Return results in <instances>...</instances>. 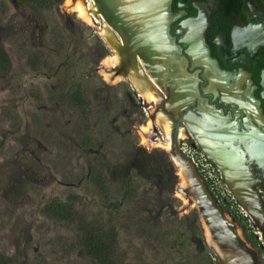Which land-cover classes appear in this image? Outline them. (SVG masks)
<instances>
[{"label":"rangeland","instance_id":"rangeland-1","mask_svg":"<svg viewBox=\"0 0 264 264\" xmlns=\"http://www.w3.org/2000/svg\"><path fill=\"white\" fill-rule=\"evenodd\" d=\"M64 2L0 0V43L12 66L0 76V259L99 264L81 245L93 229L109 236L115 264H222L205 216L189 195L186 204L178 196L170 150L143 143L140 128L150 123L152 134V114L166 116L124 74L104 80V59L117 57L105 19L92 10L88 25ZM182 143L224 218L259 253L251 219L224 179L195 140ZM60 207L70 211L65 219L55 215Z\"/></svg>","mask_w":264,"mask_h":264},{"label":"flooded vegetation","instance_id":"flooded-vegetation-1","mask_svg":"<svg viewBox=\"0 0 264 264\" xmlns=\"http://www.w3.org/2000/svg\"><path fill=\"white\" fill-rule=\"evenodd\" d=\"M157 1L161 4L156 3V6ZM92 2L94 13L98 18L105 19L106 28L111 32L115 30L110 24L118 30L124 29L120 19L112 18L114 10L122 7L126 16L134 20H137V16L141 17L139 15L142 12L150 11L144 17L147 39L151 41L146 48H163L170 52L167 58H176L177 62H182L184 68L181 64L183 71H178L175 75L176 64L172 68L170 66L171 69L168 64L167 72L174 75L175 81L179 80L178 85L182 87L183 81L192 83L191 93L186 95L188 100L183 107L181 104H173L175 90L172 86L156 91L161 98L158 102L162 100L156 110L162 112L171 124L169 142L172 140L174 123L181 115L178 131L180 145L183 140H195L203 150L205 146L213 148L224 140V145L232 142L237 148L232 151L235 161L228 171L231 172L229 175L233 179V185L229 184L225 170L212 160L213 157H209L204 150L203 152L236 197L244 215L251 219V228L257 235L255 239L259 241L261 251H248V245L242 243L237 230L232 227L233 223L224 218L222 209L215 201L216 209L226 226L217 218L213 219L212 239L225 250L227 264L264 263L258 258L260 255L264 260V0ZM88 3L85 0L86 6ZM133 6L142 12L137 15ZM92 17L95 18L93 15ZM192 33L196 35L193 36ZM181 57L184 59L180 60ZM163 81V84H172L169 76L163 78ZM175 88L180 93L179 86L175 85ZM236 98H239L241 108L233 103ZM204 106L214 112L220 122L206 121L201 112ZM234 108L236 110L232 112ZM238 110L241 114L236 113ZM154 113L151 120L154 119L156 125ZM221 129L224 133L220 132ZM182 130L184 138L180 136ZM214 130L219 133H214ZM151 135L152 138L154 133Z\"/></svg>","mask_w":264,"mask_h":264},{"label":"water","instance_id":"water-1","mask_svg":"<svg viewBox=\"0 0 264 264\" xmlns=\"http://www.w3.org/2000/svg\"><path fill=\"white\" fill-rule=\"evenodd\" d=\"M133 8L135 11L137 10V9H135L134 6H133ZM148 12H150V11L142 12V14L139 15L141 17L137 16V20L131 19L129 16H126L122 7H120V9H118V10H114V14L112 13V18H114V20H116V18H117V20L120 19L121 22L123 23L122 25L124 27L123 30H118L115 26L110 24V26H112V28L115 31L111 32L108 29L106 30L107 34L109 35L108 40L115 47L114 50L118 56V64H116L115 68L111 69V72H113L112 75L117 76V75L124 74L126 81L129 82L132 90L136 94H138V92H137V90L134 86V83H133V74L132 73H135V75L139 77V80L141 82H144V83L150 85L151 89L153 88L155 93H156V91H158V88L162 89V88H165L167 86H172L174 88L173 90H175V92H177L175 85L178 82L175 81L176 79H174V77H173L174 75L169 74L167 72V66H168V64H170L169 67L171 66V68H172L175 66L174 64H176V66L174 68V70L176 69L174 71V74L177 75L179 73L178 71H180V72L183 71V70H181V67L183 66V64L180 61L177 62L176 58H174V60L171 59V57H169V56L167 58V55L170 54V52H167L165 49L163 50V48H146V46H148V44L151 43V41H149V39H147L148 35L146 34L145 28H144L145 23H146V20L144 17L146 16V13H148ZM137 13H141V10H137ZM156 25L157 24L155 23L154 28H156ZM158 29H160V28L158 27ZM183 59H184V57H181L180 60H183ZM163 61L165 63H167V66H164ZM171 64H173V65H171ZM181 64H182V66H181ZM161 66H163V69ZM183 68H184V66H183ZM145 72H147L149 74L150 78L146 77ZM167 76H169L171 78V81H172L171 85H170V83H166V84L162 83L163 78L166 79ZM163 82H165V81H163ZM138 96L140 97L139 94H138ZM238 100H239V98H236L235 100H233V103L236 106L241 108V104ZM161 102H162V100L160 102H158V108H159V105ZM230 103H231V101H230ZM176 105H179V104H176ZM181 105L183 107V104H181ZM182 110H183V108H182ZM235 110H236V108L232 109V112H234ZM236 113L241 114V112L239 110ZM181 118H182V115L180 117H178V120L174 123L172 140L170 141V145H171L170 146V153H171L174 161L178 164L179 168L183 172L186 173L185 177H186V182L188 184L186 183L185 188H184V186L182 188V190L184 192L183 195L184 196L189 195L192 197V199H194L196 201V206L199 208L200 212L205 216V220H206L205 222L208 226V229L210 230V232L212 234L213 227L211 225V222L213 219L217 218V220L223 226H226V224L222 220V217L220 216V214L218 213L216 206H215V203H214V200L212 199L211 195L207 192L206 188L202 185L200 178L198 177V175L194 169V166L192 165V163L188 159L184 158L183 154L180 151V148H179L180 141H179V137H178V131H179ZM152 121H153L152 134L154 133L152 139L154 140V142L157 140L162 141V142H166L162 138L160 132L157 131L156 126L154 124V119H152ZM224 128H226V126H224ZM220 132L224 133V130H222ZM214 133H219V131L214 130ZM227 139H229V138H227ZM205 147L207 148L208 146H205ZM203 150L209 156L206 149L203 148ZM212 160H214V159H212Z\"/></svg>","mask_w":264,"mask_h":264},{"label":"bare ground","instance_id":"bare-ground-1","mask_svg":"<svg viewBox=\"0 0 264 264\" xmlns=\"http://www.w3.org/2000/svg\"><path fill=\"white\" fill-rule=\"evenodd\" d=\"M156 3L157 4H161L160 1L155 2V5H156ZM64 7L70 13H75L77 15V18H79L80 20H82L86 24L93 25L94 18L91 15L92 14L91 12H93L92 11L93 8H91V6L88 8L86 6V4L84 3L83 0H65ZM126 9H125V11H126ZM102 33H103L104 37H106L107 39H109L108 38L109 35L107 34V32L105 30V26H104V29H103ZM193 34L196 35L195 33H192V35ZM114 57H107V58L104 59V62H103L104 68H103V70L101 69L100 72H101V75L104 78V80H106L108 82H111V83H119V82L124 81L125 79L121 75L114 76V75L111 74V71H110L111 68L114 65L118 64V56L116 58H114ZM132 74H133V83L136 84V87H138V92L140 93L139 95H141V97L146 102L155 103V104L158 105V101L159 100H157V99H160V98L154 92L153 88L151 89L150 85H148V84H146L144 82H141L139 80V77L136 76L135 73H132ZM178 84H179V80H178V83H176V85L179 86L180 89L178 88V91L180 93L174 92L173 93V99H172V101H173V104L174 105L175 104H183L184 105V103L185 102L187 103V100H188L186 95L191 93L190 90H191V84L192 83H190V81L189 82L188 81H183V87L180 86V85H178ZM201 112H202L203 117H204V119L206 121L213 120V121H216V122H220L219 119H218V117L216 116V114L214 112H211L208 108L206 109L205 106L202 108ZM159 114L160 113H158V115H157V113L155 114V123H157V124L159 123L162 131L164 132V134L166 136H169L170 133H171V124H170L169 120L166 119V117H163L162 116L163 117L162 118L161 115H159ZM150 127H151V124L148 123L147 126H145V127L142 126L140 128L143 143H146L147 142L149 145H152V146H155V147H160V148L164 149L165 151H169L171 145L168 144V141L162 142V141L157 140V141L154 142V140L151 138L152 135L150 134L151 133L150 132ZM180 136H181V138H184L185 137L184 136V133H183V130L180 132ZM224 141H222L220 143H217L216 146L213 147V148H208L207 147L205 149L208 152L209 156L210 157H213L214 160L225 170V173L228 174V175L227 174L226 175H227L228 181L230 182L229 184H232L231 182L233 181V179L229 175L231 172H228V171H230L229 168H231V164L235 161V156L233 155L232 151L237 150V148H235L233 146L232 142H231V144L227 143L226 145H224ZM178 176L180 178V184H179L180 187L182 188L183 185H184V188H185V185L186 184H184V182L187 183L186 182V177H185L186 176V173L183 172L181 169H179L178 170ZM178 196L182 199V201H183L184 204H186L187 202H190L191 200H193V201H191L193 204L196 203L194 201V199H191L190 200V198H192L191 196H189L190 198L189 197L187 198V197H184L183 194L180 195L179 193H178ZM195 206H196V204H195ZM190 208H192V207H190ZM205 231H206V236L208 237V241H209V243H211V249H212L213 253L217 256V258L219 259V261L222 264H227L228 263L227 262V258H226L227 257L226 256L227 254L224 252L225 250L221 249V247L219 245H217L216 242L212 239V237L210 235V232H209V229H208L207 226H205Z\"/></svg>","mask_w":264,"mask_h":264},{"label":"trees","instance_id":"trees-1","mask_svg":"<svg viewBox=\"0 0 264 264\" xmlns=\"http://www.w3.org/2000/svg\"><path fill=\"white\" fill-rule=\"evenodd\" d=\"M25 3L30 5H37L38 0H22ZM11 61L7 56L5 50L3 49L2 44L0 43V76H7L11 70ZM61 208V207H60ZM66 208H61V210H57L56 216L61 219L59 214H67L70 215L69 210H65ZM64 215L62 218H66ZM82 229V227H81ZM101 236V238H99ZM82 247L86 248L89 256L94 258L99 264H115L113 258L110 257L111 253L114 251L112 248V243L107 234L100 235L98 232H95L93 229L88 232L87 235L81 238ZM0 264H7L3 260L0 259Z\"/></svg>","mask_w":264,"mask_h":264}]
</instances>
